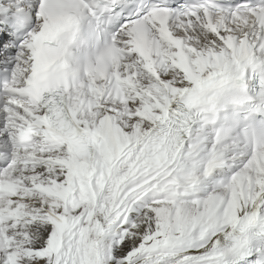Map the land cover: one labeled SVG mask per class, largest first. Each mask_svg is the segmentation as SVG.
Returning a JSON list of instances; mask_svg holds the SVG:
<instances>
[{
    "label": "snow or ice",
    "instance_id": "snow-or-ice-1",
    "mask_svg": "<svg viewBox=\"0 0 264 264\" xmlns=\"http://www.w3.org/2000/svg\"><path fill=\"white\" fill-rule=\"evenodd\" d=\"M0 264H264V0H0Z\"/></svg>",
    "mask_w": 264,
    "mask_h": 264
}]
</instances>
